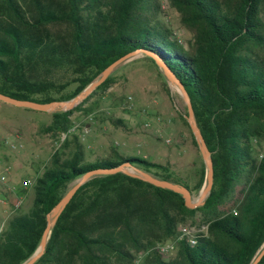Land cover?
<instances>
[{"label": "trees", "instance_id": "obj_1", "mask_svg": "<svg viewBox=\"0 0 264 264\" xmlns=\"http://www.w3.org/2000/svg\"><path fill=\"white\" fill-rule=\"evenodd\" d=\"M166 1L191 33L192 54L177 48L161 19L162 0H0L1 94L37 103L67 101L120 57L149 52L186 90L213 164L212 188L195 209L186 208L179 194L123 173L93 177L62 211L34 264H131L140 254L139 264H252L264 248V0ZM140 59L163 78L151 58ZM118 68L72 110L51 113L43 131L66 138L32 181L28 214L6 219L0 264H23L35 253L46 215L90 170L128 163L191 195L202 189L203 164L191 188L169 163L132 158L116 147V159L85 162L82 143L69 133L71 116L97 109L98 101H91L113 86ZM162 87L168 92L166 82ZM184 110L179 117L189 129ZM18 190L15 195L26 194ZM196 214L206 234H194L193 244L181 238L175 257L163 259L156 246L176 241L179 224ZM257 264H264V255Z\"/></svg>", "mask_w": 264, "mask_h": 264}, {"label": "rangeland", "instance_id": "obj_2", "mask_svg": "<svg viewBox=\"0 0 264 264\" xmlns=\"http://www.w3.org/2000/svg\"><path fill=\"white\" fill-rule=\"evenodd\" d=\"M161 19L171 29L176 40L181 41L177 48L181 52L192 54L191 33L180 24L177 12L166 0H162ZM139 58H133L118 68L113 86L100 99L96 96L91 101H98L97 109L87 115L82 112L72 114L73 126L83 123L88 115L94 117L89 136L83 138L79 132L72 134L83 145L86 163L116 159L111 152V148L116 147L118 153L132 158H144L157 164L169 163L173 173L192 188L203 161L197 144L192 141L190 128L188 129L179 117L180 111H185V104L175 87L167 84L168 92L164 91V80L157 75L152 63ZM143 91H149L151 94L143 103L144 108L136 109L134 99L138 100ZM128 96L133 99L131 106L125 101ZM142 110L148 111L149 115L140 114ZM135 111H139V114H135ZM109 117L122 121L132 131L113 125ZM157 117L160 118L159 121L156 120ZM50 122L51 113L28 111L0 102V154L6 152L11 155L12 162L19 172L18 189L21 188L22 181H33L43 173L49 166L51 154L58 148V134L43 131ZM147 122L150 126L145 128L144 124ZM166 140H169V143H166ZM5 141L8 144H5ZM10 144H14L17 150H10ZM69 150L63 153L68 154ZM2 192L4 191L0 190V193ZM25 192L17 211L21 215L28 214L34 196L31 188ZM1 197L3 196L0 194ZM5 197L7 207H10L13 197ZM198 197L199 193L192 194L194 201ZM2 206L5 205L0 204V223L8 218ZM181 227L190 229L194 234L207 232V226L202 223L199 214L188 219L186 224H179L178 229ZM176 252L177 248L168 255L161 256L169 260L175 257Z\"/></svg>", "mask_w": 264, "mask_h": 264}, {"label": "water", "instance_id": "obj_3", "mask_svg": "<svg viewBox=\"0 0 264 264\" xmlns=\"http://www.w3.org/2000/svg\"><path fill=\"white\" fill-rule=\"evenodd\" d=\"M142 56L149 57L155 62L156 66L162 71V75L164 78L162 79L164 80V82H166L170 86L175 87L178 90L185 104L186 121L191 130L193 138L198 146V149H199V152H200V155L202 157V161L205 167V183L199 192L198 199L194 201L192 199L191 192L184 186L179 185V184H174V183H171L165 180H159L151 176L150 174L131 166L128 163L121 164V165H118L110 169L90 170L87 173H85L80 179H78L75 183L72 184V186L67 191V193L62 197V199L46 215V226L42 233L39 246L37 250L35 251V253L23 264H34L43 255L49 234L52 228L54 227L58 217L60 216L62 211L65 209V207L68 205V203L70 202L72 197L75 195L77 190L82 185H84L87 181L92 179L93 177L108 176V175H114L117 173H123L128 177L148 183L156 188L168 190L173 193L179 194L183 199L184 206L188 209H195L204 204V201L207 195L209 194L212 188V185H213V164L211 160V154L209 150L207 149V146L205 144V141L201 135L199 128L197 127L195 117H194V112H193L192 105L190 102V98L186 90L183 88L179 80L176 79L174 74L166 67V65L156 55L149 53V52L142 51V50H136V51L130 52L120 57L119 59L111 63L108 67H106L100 73V75L96 79H94L86 88H84L79 94H77L75 97L67 101L37 103L33 101L18 100V99H15V98H12L10 96H6L0 93V102L14 106L16 108H23V109H28L31 111L43 112V113H55V112L69 111V110H72L74 107H76L79 103H81L87 97H89L92 94V92L97 87H99L114 70L126 64L133 58L142 57ZM263 255H264V248L262 249L260 254L256 257V259L253 261L252 264H257Z\"/></svg>", "mask_w": 264, "mask_h": 264}, {"label": "built area", "instance_id": "obj_4", "mask_svg": "<svg viewBox=\"0 0 264 264\" xmlns=\"http://www.w3.org/2000/svg\"><path fill=\"white\" fill-rule=\"evenodd\" d=\"M178 43L181 44V41L178 40ZM132 97L131 96H128L126 98V104H130L131 106V102H132ZM129 109H132V107H128ZM109 111H107V114ZM140 114L144 115V116H148L149 113L148 111H145V110H142L140 111ZM156 120H160L159 117L156 118ZM94 122V117L92 115H89L86 120L81 123V124H76L75 126L72 127V129L69 131V133H73V132H79L81 137H87L89 136L90 132H91V124ZM150 126V124L147 122L144 124V127L145 128H148ZM68 133V134H69ZM66 138V134H61L59 136V139H58V145ZM166 143H169V140H166L165 141ZM5 144H8L7 141L4 142ZM117 145V143H116ZM10 150L12 151H15L17 150V147L14 145V144H10ZM9 172V167H5L2 171L3 174L5 173H8ZM1 174V173H0ZM0 184L3 185V187H5L7 190L6 192L8 193H12L14 192V190H16V188H14L13 186L9 185L7 179L5 178H2L0 179ZM32 186V181H28V180H24L21 182L20 184V187L21 189H28ZM6 197L3 196L0 198V204L2 205H5L6 206V213H7V217L13 215L15 212H17V210L20 208L21 204H22V197L20 196H17V195H14V198H13V201L10 205V207H7V203H6ZM5 221H1L0 223V233L2 232L3 228L5 227ZM179 237L176 239V241H168L166 243H163V244H159L156 246V249L158 250V252L161 254V255H168L169 253L173 252L175 249H176V242L178 240H180L181 238L183 237H187L188 238V241L190 243H194V233L190 230V229H187L186 227H181L179 229ZM143 254H140L138 255L133 261L131 264H139L140 261H141V258H142Z\"/></svg>", "mask_w": 264, "mask_h": 264}, {"label": "crops", "instance_id": "obj_5", "mask_svg": "<svg viewBox=\"0 0 264 264\" xmlns=\"http://www.w3.org/2000/svg\"><path fill=\"white\" fill-rule=\"evenodd\" d=\"M150 94L151 93L149 91H146V92L143 91V93L140 95V97L138 98V100H135L134 99V104L136 106V109L137 108H142L144 106L143 103L146 102V100L149 98ZM135 114L138 115L139 114V111H135ZM151 114H153V113H151ZM156 115H158V114H156ZM125 128H126L127 131H132V129L130 127L125 126ZM129 133H131V132H129ZM17 138H19V137L17 136ZM12 161L13 160L11 159V155H9L8 153L5 152L3 154H0V173H1L0 174V179H2V178L7 179L9 185H11L14 188H16V190H14V192L8 193V192H6L7 189L5 187H3V185L0 184V190L4 191V192H2L0 194L2 196L11 195L14 198V195L16 194V192L19 191L18 190V186H17V184H18V182H17V176H18L19 172L15 168L14 163ZM5 167H9V172L3 174L2 171H3V169ZM13 198H12V200H13ZM5 207L4 206L1 207L2 210H3V212H4V214L6 212V208ZM1 215L2 214H0V216Z\"/></svg>", "mask_w": 264, "mask_h": 264}]
</instances>
